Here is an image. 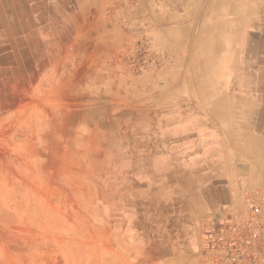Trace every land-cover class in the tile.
I'll return each instance as SVG.
<instances>
[{
  "label": "rangeland",
  "instance_id": "374dc122",
  "mask_svg": "<svg viewBox=\"0 0 264 264\" xmlns=\"http://www.w3.org/2000/svg\"><path fill=\"white\" fill-rule=\"evenodd\" d=\"M0 1L24 15L0 26V264H196L202 225L259 195L235 194L247 106L197 66L206 2Z\"/></svg>",
  "mask_w": 264,
  "mask_h": 264
},
{
  "label": "bare ground",
  "instance_id": "6f19581e",
  "mask_svg": "<svg viewBox=\"0 0 264 264\" xmlns=\"http://www.w3.org/2000/svg\"><path fill=\"white\" fill-rule=\"evenodd\" d=\"M12 1L13 0H6L7 5L10 4ZM22 1L23 0H18V3H20V5H22L21 4ZM226 3H228V0H226ZM243 3H245V2H243ZM249 3H251V2H249ZM206 4H205V6H206ZM238 4H239V2H238ZM238 4H236V5H238ZM236 9L238 11L239 7H237ZM246 9H247V11H246L247 13L243 19L240 20V18L236 17L234 20L226 21L225 23H218L217 22L218 24H215L213 27H211V30H207V33L206 32L204 33V39H203V41H204L203 43L206 44L207 47H206V49H203L202 47H200L198 49V51H199L198 55L199 56L204 55V57H205L206 55H208V57H209L207 59H204L205 61L199 60L198 65H197L198 69L200 71L203 70V72L209 73L211 80H207V81H210L212 84H218V83L221 84L222 83V84L226 85V87L215 88V90H214L215 92L211 93V94L220 96L221 97V98L219 97L220 99L219 98H214V99L219 100L220 102H222L221 104H223V105H224V103L231 104L232 101H235L236 103L254 101V100H258V101L263 100L264 101V69H258L256 71H253L251 69L252 70L251 71V70L245 69L241 66L243 56L241 54L240 49H241V47L245 46V43L247 40L245 30H247V28L250 26H254L255 15H259V14H256V12H258V11H255L250 6H248ZM197 11H199V10H197ZM202 11L204 12L206 10L202 9ZM23 12H26V11H23ZM20 14H19V17L22 15V14L21 15ZM195 14L197 15L196 11H195ZM218 14L219 13H217V15ZM231 14H233V13H231ZM192 15H190V16H192ZM22 16H24V15H22ZM19 17L15 18L13 20L8 19L4 14L3 7L0 6V26L4 29L5 33H7L9 31L10 28H8V27L12 26V25L17 26V24H18V29L21 28V26H20L21 24L18 20ZM195 19H196V17H195ZM21 20H23V19H21ZM183 22H186V21H183ZM189 26H191V25H189ZM197 28L198 27H196V29ZM165 30H167V29H165ZM197 30L199 31V29H197ZM258 30L263 31V32L259 33V34H253L250 37V40L248 42L249 47H248V52H247V59H249V60L254 59L256 61H264V27H260V28H258ZM190 31H191V29H190ZM168 32H169V30H168ZM188 33H189V37H190V32L188 31ZM191 36H192V31H191ZM183 39H184V37H183ZM208 39H210L211 41L209 42ZM22 42H24V41H22ZM188 43H190V41H188ZM181 46H183V45H181ZM13 53H12V55L15 56L16 54H13ZM24 53H25V45L23 46V43L18 42V55H23ZM254 76H255V78H254ZM198 81L202 82L204 80H202V77H199ZM246 83L252 84L253 87L251 86L250 88H243L240 85V84L245 85ZM236 85L238 86V89L236 90V93H232V91H233L232 88ZM209 94L210 93H207V95H209ZM213 112L217 115V117H219L223 121H226L227 117H228L227 119H229V116H231V117L235 116L229 110H225V109L219 108V107L217 109L214 108ZM248 112L249 111L247 110L246 113L248 114ZM254 113L259 118L262 114L260 109H257V108L256 109L254 108L252 110L251 114H254ZM212 142H213V144H212L213 148H215V149L218 148L214 143V139H212ZM250 142L254 143L255 141L253 140Z\"/></svg>",
  "mask_w": 264,
  "mask_h": 264
},
{
  "label": "crops",
  "instance_id": "0c3cea01",
  "mask_svg": "<svg viewBox=\"0 0 264 264\" xmlns=\"http://www.w3.org/2000/svg\"><path fill=\"white\" fill-rule=\"evenodd\" d=\"M105 1L106 0H63V7L66 8L67 5L68 7H71L73 4L74 7L78 6L81 8L85 7L86 9H94V13L97 14L100 9L104 8ZM237 1L239 2V4ZM193 2L195 3H193V5L191 4V6L196 9L202 8L203 3H207L206 20L207 26H209L208 30H211V27H213L215 24L225 23L226 21H232L236 17L240 18V20L243 19L247 13L246 8L248 6L252 7L255 11H258L256 12V14L259 15H255L254 26H250L247 28V30H245L247 37L245 47H241L240 49L242 56L245 55L247 58V52L249 47L248 42L250 40V37L253 34H259L263 32L259 31L258 28L264 27V0H228V3H226V0H193ZM237 7H239L238 11L236 9ZM217 13L219 14L217 15ZM208 41L210 42L211 40L208 39ZM242 48H244V51H242ZM251 61H255V64H257V62H264L256 61L254 59ZM238 104L249 106L245 108L244 112V115L248 117L247 127L246 129L242 130L243 124H240L241 128L239 130L240 133L238 137V145H236L235 147L238 148V152L241 158L244 159V164L241 165L239 169L244 170V182L250 185L251 189H242L236 191L235 194L240 197L252 193L264 194V101L254 100L247 102H238ZM254 108L260 109V111L262 112L260 118L255 113L251 114ZM247 110L249 111L248 114L246 113ZM251 138H254V143L250 142ZM223 147H225V145Z\"/></svg>",
  "mask_w": 264,
  "mask_h": 264
},
{
  "label": "built area",
  "instance_id": "2783aa9c",
  "mask_svg": "<svg viewBox=\"0 0 264 264\" xmlns=\"http://www.w3.org/2000/svg\"><path fill=\"white\" fill-rule=\"evenodd\" d=\"M196 264H264V194L204 223Z\"/></svg>",
  "mask_w": 264,
  "mask_h": 264
}]
</instances>
